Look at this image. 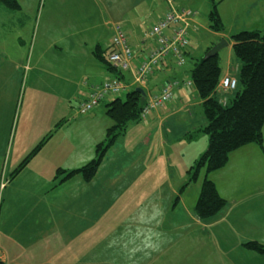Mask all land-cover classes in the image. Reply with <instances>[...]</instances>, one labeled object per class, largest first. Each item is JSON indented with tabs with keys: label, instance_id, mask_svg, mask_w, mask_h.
<instances>
[{
	"label": "rangeland",
	"instance_id": "obj_1",
	"mask_svg": "<svg viewBox=\"0 0 264 264\" xmlns=\"http://www.w3.org/2000/svg\"><path fill=\"white\" fill-rule=\"evenodd\" d=\"M18 1L22 6L21 10H11L0 4V124L5 125L0 135V155L4 157V166L0 174L7 175L9 178V175L41 141L44 140L46 143L16 176L12 190L25 189L35 195H43L47 191L44 197H47L51 203H56L60 197L70 199L72 193L90 188L98 192L104 187L107 192L109 191L107 187L112 188L111 196L115 200L123 188L134 186L129 195L143 196H139L138 201L133 199V202L127 206H134L132 209L138 211L150 204L147 201L152 191H155L154 193L162 191L167 194L172 191V187L177 188L179 192L182 188L185 189L181 192V195L184 194V199L189 200L195 196L197 201L203 181L208 178L221 190V194L227 196L229 205L224 207L222 212L218 213L219 215L217 214L216 219L211 220L213 224L210 227L211 236L208 239L200 241L196 238L197 235L187 240H185L186 237H181L184 240L183 244H191L183 245V247L192 258L189 261H175L173 264H186L187 261L191 264L197 262L201 264H264V255L251 252L244 247V244L249 241L264 244V165H262L264 161L256 162L255 167L246 172L250 173L249 183L252 184L246 188H243L245 185L243 178L237 177L238 172L225 167L226 165L209 173L206 169H202L198 179L189 183L188 171L196 162L195 159H199L207 150L209 137L203 131H199L195 135L197 138L192 141H187L184 135L178 137L179 141L158 152L156 139L158 132H155V125L143 120L132 121L128 125L126 134L120 137L106 153L105 161L93 183L83 186L86 181L82 175L66 184L60 182L63 177L55 179L57 169H78L94 159L96 146L105 139L106 132L113 121L105 116L104 109L101 107L98 109L100 113L97 118L87 120L85 116L75 114L77 107L75 103L72 110L67 99L64 106L58 103L59 96L56 95V88L59 81L57 77L55 78L56 75L49 72L41 73L37 69L39 67L36 65V60L44 47L49 49L48 51H53L56 47H64L67 55L64 60H59L60 63H68L77 54L73 52L77 46L67 45L68 38L62 39L65 36L64 32L73 28L69 21L84 30L86 26H90L86 24L87 18L89 17L88 22L92 23L97 20L93 16L99 15L100 19L103 11L94 0ZM175 1L176 4L195 12L194 25L189 34L190 54L184 66L178 68V65H176L178 67L173 65V69L169 70L167 75L164 73L165 76L163 75L164 78L161 81L173 77L191 81V71L197 60L205 56L207 48L224 40L227 45L219 53L222 71L225 72L229 68L238 78L241 62L234 54L232 36L243 30H260L264 33V0H214L218 4V11L223 21L221 34L213 31L210 26L213 0ZM160 8H163L162 12L169 10L166 3L160 5ZM158 16L159 13L155 12L151 17ZM150 21L149 15L139 20L144 39L147 38L145 32L149 28ZM109 27V25L103 27L105 41L111 35V27ZM81 35L78 40H94V37L91 38V32H84ZM131 35L133 37L134 34ZM45 58L48 61L55 59L51 53L46 54ZM13 62L22 64V67L18 66L16 71L12 66L10 71L9 64ZM53 80H56V86ZM179 89H183L184 93L179 105L183 108L178 111L177 116L166 121L165 127H171L178 134L188 126L192 127V132L205 128L206 118L197 90L194 86L191 88L183 86ZM127 92L123 91L118 96L125 99ZM7 95L12 96V101L2 100ZM118 96L111 97L110 101ZM102 107L106 109L105 104ZM63 112L64 117H62ZM63 120H67L63 127L56 128V125ZM148 134L150 140L146 143ZM165 142L162 139L161 145L163 146ZM167 145H169L168 142ZM121 173H125V178L122 180L119 179L114 183L108 180L112 177L116 180L113 174ZM240 179L243 180L241 184ZM248 192H251L255 198L251 206L234 204L236 201L232 198H239L241 193ZM234 194L238 195L234 196ZM118 206H121V201ZM245 206L249 208L244 209ZM230 208L231 211L228 213ZM6 210L7 204L4 203L0 215L1 236ZM57 216L58 214L51 220L58 222V219L54 220ZM97 216L99 227L95 232L98 235L101 230H107V228L103 229L107 214L103 210ZM100 219L103 220L99 221ZM52 233L53 231H50L49 241H52ZM66 237V235L63 236V238ZM67 242L64 239L63 243L59 244V246L62 245V251L53 244L50 251L54 249L61 252V257L68 258L67 261H63V264H75L74 257L80 253L79 242L74 244H67ZM20 247L18 252L22 255V259L23 256L33 258L34 253H25L26 248L23 251V245ZM104 247H96L97 252L105 255ZM80 255H83V252ZM50 256H54V252ZM52 264L57 263L52 262ZM160 264H170V262L163 258Z\"/></svg>",
	"mask_w": 264,
	"mask_h": 264
},
{
	"label": "crops",
	"instance_id": "obj_2",
	"mask_svg": "<svg viewBox=\"0 0 264 264\" xmlns=\"http://www.w3.org/2000/svg\"><path fill=\"white\" fill-rule=\"evenodd\" d=\"M94 1L102 8L103 16L100 19L99 15L93 16L97 20L92 21V23L88 22V17L86 24L90 26H86L84 30H81L79 25L69 21L73 28L64 32L65 36L62 37L63 40L69 39L67 40V45L77 46L73 50L77 54L70 60L68 59V63H60L59 59L64 60L67 55V52L64 50L65 48L56 47V50L48 51L49 49L44 47L41 49V54L36 60V65L39 67L37 69L41 73L49 72L56 75L55 78L57 77L59 81V85L56 88V95L57 97L59 96L58 103L60 102L64 106L67 99L71 105V110L74 108V103L78 107L79 103L88 97L93 85L115 78V75L109 73L94 54L98 46H101L103 49L109 48L113 36L111 22L120 23L123 26L129 33L136 54L142 57L153 46V42L148 37L147 32H145L147 38L144 39L142 25L139 24V20L149 15L151 23L157 21L165 13L162 12L163 8L161 9L160 5L167 4L166 0ZM174 3L177 7H182L176 4L175 0ZM155 12H158L159 16L151 17ZM108 25L111 27H109L111 35L105 41L103 40V27H108ZM84 32H91V38L94 37V40H78ZM132 33L134 34L133 37ZM48 53H51L55 59L52 61L46 60L45 55ZM173 65L175 64L163 63L160 65L148 81L149 89L157 91L162 82L161 80L169 73V70L173 69ZM9 66L11 67L10 71H12V66L14 70L18 71L17 67H22V64H15L13 62ZM129 75L126 78L128 81L131 79V75ZM226 75L236 76L231 73L229 68L225 72L222 71V78ZM53 82L56 86V80H53ZM183 86L186 88L193 87ZM179 88L176 89L172 101L158 111L153 112L146 120H143L152 122L155 125V132H158V135H156L157 146L159 147L158 152L167 146H172L176 141H179L178 137H183V135L187 141H192L197 138L195 135L199 132V130L192 132V127L188 126L178 134L171 127H165L166 121L177 116L179 114L178 111L183 108L179 107V105L183 100L184 93L183 89ZM228 96H233V93H228ZM2 100L6 102L12 101V96L7 95ZM103 104L99 105L91 113L83 116L87 120L88 118L90 120L92 118L95 119L99 115L98 109L101 107L104 109L105 116L107 117L106 109L102 107ZM76 108L75 114L78 115L79 113ZM62 117H64V112ZM66 122L67 120H63L62 127ZM4 126L3 123L0 124V135H2L1 129ZM160 132L163 133L160 134ZM162 139L166 141L163 146L161 145ZM149 140L150 135L148 134L145 142L147 143ZM167 142L169 145H167ZM258 161H264V150L258 144L250 143L233 151L225 167L232 168L233 171L238 172L236 175L238 178H243L245 182L243 188H246L252 185L249 183L250 173L246 172L251 168L253 169L255 163ZM3 166L4 157L0 155V172ZM16 176L12 177L11 173L8 178L7 175L2 176L0 174V215L4 203L7 204L4 228L2 236L0 235V260L4 264H52V262L63 264V261H67L68 258H63L61 257V252L54 249L50 251V249L53 244L58 246L62 251V245L59 246V244H62L64 239L68 241L67 244L79 242L80 253L83 252V255L79 253L78 256L74 257L73 262L75 264H160L163 258L167 259L170 264H173L175 261H189L192 256L187 253L183 245L190 246L191 244H183L184 240L181 237H186L185 240H187V238L190 239L193 235H197L196 238L200 239V241L208 239L211 236L210 227L213 224L211 220L217 218L215 216L208 220L202 219L196 211V197L193 196L189 200H186L184 199V194L181 195V192L185 189H181L179 192L177 188L172 187V191L167 194L162 191H158L157 193L152 191L147 201L150 204H145L147 207L143 205L144 207L139 209L140 211H137L136 208V210L132 209L134 206H127L133 202V199L138 201L139 196H143L129 195L134 186L127 189L123 188L115 200L111 196L110 190L112 188L107 187L109 188L107 192L106 187H104L98 190V192L91 188L85 189L75 194L72 193L70 199L60 197L59 201L51 203L47 197H44L47 191L43 195H35L25 189L12 190V184L15 182ZM113 176L116 177V180L113 177L111 179L108 178L112 183L125 178V173L113 174ZM78 177L79 175H76L64 182L66 184ZM95 178L91 182H85L86 184L83 186L90 185L94 182ZM105 179L107 180L106 177ZM243 180H239L240 184ZM189 183H191L190 179ZM218 191L226 199L227 204L225 207H227L229 205L227 196L221 194L219 188ZM176 195L177 197L175 198ZM236 195L238 194H234V196ZM172 199L174 200L172 201ZM232 199L236 201L234 204L239 203L251 206L252 200L255 198L251 192H248L246 194L241 193L239 198ZM119 201H121V206H118ZM248 206L243 208L247 209L249 208ZM103 210L107 214L103 229L107 228V230H101L97 235L95 232L96 228L99 227L97 215ZM230 211L231 208L228 213ZM57 214L58 216L54 220L58 219V222H53L52 218ZM101 220L103 219L99 221ZM50 231H53L51 236L52 241H49L48 238L50 237ZM64 235L67 237L63 238ZM1 244L3 245L1 246ZM20 245H23V251L26 248L25 253H34L35 259L34 256L33 258L23 256L22 259V255L18 252L21 248ZM98 246H105V255L97 252L96 247ZM52 252H54V256H50ZM188 261L186 264L189 263ZM198 263L201 264V262L193 264Z\"/></svg>",
	"mask_w": 264,
	"mask_h": 264
},
{
	"label": "trees",
	"instance_id": "obj_3",
	"mask_svg": "<svg viewBox=\"0 0 264 264\" xmlns=\"http://www.w3.org/2000/svg\"><path fill=\"white\" fill-rule=\"evenodd\" d=\"M0 4L11 10L21 8L18 0H0ZM212 7L211 29L222 32L223 21L218 11V4L214 0ZM232 41L234 54L241 62L238 87L232 92L233 96L228 97V93L222 94L219 91L222 78L220 54L200 58L191 71L193 86L202 100L201 105L206 118L205 128L199 131H203L209 137L207 150L188 171L191 182L198 179L202 169H206L209 173L223 168L228 163L230 154L240 147L256 143L264 150V33L260 30H243L234 34ZM211 48H207L205 55ZM94 54L109 73L122 80L127 78L126 73L110 63L109 48L103 49L98 46ZM189 54L190 49L186 52V62ZM171 63L177 65L174 61ZM135 89L136 87L127 92L125 99L118 96L105 102L106 115L113 124L108 128L105 139L97 144L95 158L78 169H57L56 180L63 177L60 182H64L76 175H82L86 182H91L95 178L106 153L120 137L126 134L129 123L142 121L140 114L146 100ZM222 97L226 98V103L221 101ZM62 123H58L56 128L62 126ZM45 143L46 141L43 140L33 149L12 172V177L18 175L27 166ZM226 204L227 201L220 195L216 184L205 178L196 203L198 215L205 220L212 219L224 209ZM244 247L264 255V244L258 241H249ZM0 264L4 263L0 260Z\"/></svg>",
	"mask_w": 264,
	"mask_h": 264
},
{
	"label": "built area",
	"instance_id": "obj_4",
	"mask_svg": "<svg viewBox=\"0 0 264 264\" xmlns=\"http://www.w3.org/2000/svg\"><path fill=\"white\" fill-rule=\"evenodd\" d=\"M166 2L169 10L152 22L147 30L153 46L142 57L136 54L129 33L123 26L120 23L112 24L113 36L109 44L108 59L113 66L130 74L131 79L128 81L115 77L93 85L88 97L77 107L79 114L87 115L111 97L118 96L123 91L129 92L134 87H142L146 92V102L140 117L141 120H146L153 112L173 100L177 88L182 85L193 86L192 80L172 78L163 82L158 91H151L148 87L149 79L161 64L174 61L179 67L184 66L189 49V34L195 12L190 8L177 7L174 0ZM237 87L238 78L226 75L220 81L219 91L226 94ZM221 101L226 103V98L222 97Z\"/></svg>",
	"mask_w": 264,
	"mask_h": 264
},
{
	"label": "water",
	"instance_id": "obj_5",
	"mask_svg": "<svg viewBox=\"0 0 264 264\" xmlns=\"http://www.w3.org/2000/svg\"><path fill=\"white\" fill-rule=\"evenodd\" d=\"M226 45H227V42L225 40L221 41L220 43H218L216 45H213L212 48L209 50V52L206 53L205 58L219 54L220 51L223 49V47H225ZM135 90L138 91L139 93H141L143 96V99L145 100V98H146L145 90L142 87H136Z\"/></svg>",
	"mask_w": 264,
	"mask_h": 264
}]
</instances>
